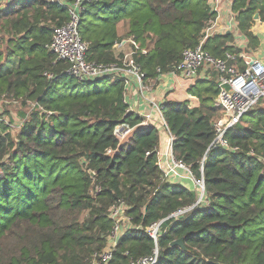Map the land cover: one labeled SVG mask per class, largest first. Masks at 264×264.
Instances as JSON below:
<instances>
[{
	"label": "trees",
	"instance_id": "obj_1",
	"mask_svg": "<svg viewBox=\"0 0 264 264\" xmlns=\"http://www.w3.org/2000/svg\"><path fill=\"white\" fill-rule=\"evenodd\" d=\"M74 1L18 0L0 9V100L34 108L16 136L0 117V264H88L112 249L111 208L120 202L119 218L130 219V228L110 264L135 262L155 247L157 264H264V110L226 133L229 150H208L222 116L216 72L188 89L196 107L164 102L174 158L204 186L201 204L170 218L194 206L201 191L194 182L187 189L168 181L158 165V126L119 145L114 127L140 123L123 104L121 81H77L48 49ZM232 12L248 47L257 49L264 0H233ZM215 16L208 0H85L78 31L87 61L100 64L115 62L114 44L133 37L146 52L134 60L155 82L199 45ZM234 39L215 34L203 49L223 59L238 52ZM159 222L155 246L146 230ZM179 239L182 248L171 246Z\"/></svg>",
	"mask_w": 264,
	"mask_h": 264
},
{
	"label": "built area",
	"instance_id": "obj_2",
	"mask_svg": "<svg viewBox=\"0 0 264 264\" xmlns=\"http://www.w3.org/2000/svg\"><path fill=\"white\" fill-rule=\"evenodd\" d=\"M16 2L18 0H6ZM60 2V0H50ZM85 0H75L69 7V21L53 30L51 42L48 49L54 54L57 61L68 64L66 71L68 76L80 81L93 83L99 80H120L123 87V104L127 106L130 100L136 104L146 106L150 112L136 114L140 123L136 126H129L127 123L117 124L113 129V135L119 145L130 140L139 130L151 126H158L159 132L165 134L167 142V165L165 175L167 177L180 176L179 170L189 178L196 187L200 188V198L192 207L179 210L170 218H177L189 212L193 207L203 202L204 186L203 180H195L189 167L177 161L172 153V142L174 138L169 133L163 117L164 98L171 93L173 86L161 94L160 101H156L152 95L156 81L149 82L144 72L135 62L134 57L140 53L145 54L133 37L116 42L113 46L116 61L109 64H100L87 61L88 44L83 42L78 31V12ZM233 0H208L210 9L215 13V19L210 22L204 31L202 41L195 48L185 49L181 53L179 62L172 65L167 75L173 79L183 80L187 86H192L200 75L203 79H210L211 73L216 72V104L222 111L221 118L213 125L214 138L208 148L229 150L230 145L226 133L234 128L240 120L255 109L264 110V48L252 50L248 47L247 41L239 36L238 25L235 15L232 12ZM226 13L228 17L223 27H219L221 16ZM232 33L235 39L239 38L236 54L226 53L223 59L212 57L203 49V43L215 34ZM236 47V45L233 43ZM160 73V70H157ZM51 78V74H46ZM187 105L186 109H192ZM152 112L154 115L152 116ZM135 114V113H134ZM99 192L95 188V193ZM125 208L124 202L111 208V216L115 220V226L111 232V239L114 241L112 249L102 251L93 255L88 264H110L114 256V248L117 241L124 232L130 228L128 218H119ZM122 221V222H120ZM162 222L150 225L146 232L153 239L155 246L162 235L160 231ZM159 262V251L155 247L150 256L138 259L129 264H157Z\"/></svg>",
	"mask_w": 264,
	"mask_h": 264
},
{
	"label": "crops",
	"instance_id": "obj_3",
	"mask_svg": "<svg viewBox=\"0 0 264 264\" xmlns=\"http://www.w3.org/2000/svg\"><path fill=\"white\" fill-rule=\"evenodd\" d=\"M1 9V8H0ZM228 17L226 16V13L224 12V14L221 16L220 20H219V27H223L224 22L226 21ZM257 20V19H256ZM257 37L259 39V49H263L264 48V23L260 24V29L257 32ZM243 41H246L245 38L240 35L239 36ZM239 38L234 39V44H239ZM238 45H236V48ZM253 50V49H252ZM199 80H203V76L200 75ZM173 86L171 93L167 96H165L164 98V102L165 101H173V102H184L185 103V107L187 105H191L193 108L196 107L198 105V100L197 98L191 96L188 94V89L190 88V86H187V84L180 79H173L167 75H162L160 76L157 81H156V85L153 89V97L156 101H160L161 99V94L166 92V90L170 87ZM176 91H179L178 95H175ZM128 109L132 110L133 113L138 114V113H145V112H150L149 109H147L146 106L143 105H139L136 104L132 99L129 102L128 105ZM154 115V112H152V116ZM166 153H167V142H166V137L165 134L159 132V148H158V165L160 166V168L162 170L165 171L166 169V165H167V157H166ZM180 176L176 175V176H169L168 177V181L171 184H175V185H181L187 189H194V185L192 183L191 180H189V178L184 176V173L179 170Z\"/></svg>",
	"mask_w": 264,
	"mask_h": 264
},
{
	"label": "rangeland",
	"instance_id": "obj_4",
	"mask_svg": "<svg viewBox=\"0 0 264 264\" xmlns=\"http://www.w3.org/2000/svg\"><path fill=\"white\" fill-rule=\"evenodd\" d=\"M12 2H7L6 0H0V8H5L9 6ZM123 31V27H120ZM3 38H6L7 35H3ZM179 91H176L175 95H178ZM32 104H28L27 106L22 105L19 102H14L9 99L0 100V117L5 123H9L11 121V133L13 136L19 134L24 122L30 119L33 114ZM244 126L247 124L244 123Z\"/></svg>",
	"mask_w": 264,
	"mask_h": 264
},
{
	"label": "water",
	"instance_id": "obj_5",
	"mask_svg": "<svg viewBox=\"0 0 264 264\" xmlns=\"http://www.w3.org/2000/svg\"><path fill=\"white\" fill-rule=\"evenodd\" d=\"M258 19V16H255V20ZM91 177H93V173H89ZM171 246H178L180 248H182L183 244H182V239L176 240L174 242L171 243Z\"/></svg>",
	"mask_w": 264,
	"mask_h": 264
}]
</instances>
